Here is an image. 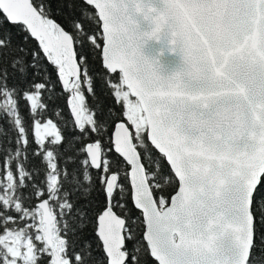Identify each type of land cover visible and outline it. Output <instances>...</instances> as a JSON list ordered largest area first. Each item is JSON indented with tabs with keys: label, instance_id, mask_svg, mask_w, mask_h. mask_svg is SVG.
<instances>
[{
	"label": "snow or ice",
	"instance_id": "snow-or-ice-1",
	"mask_svg": "<svg viewBox=\"0 0 264 264\" xmlns=\"http://www.w3.org/2000/svg\"><path fill=\"white\" fill-rule=\"evenodd\" d=\"M0 264H264V0H0Z\"/></svg>",
	"mask_w": 264,
	"mask_h": 264
}]
</instances>
